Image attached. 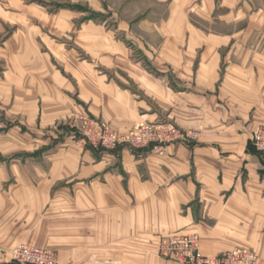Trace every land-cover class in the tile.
I'll list each match as a JSON object with an SVG mask.
<instances>
[{
    "label": "crops",
    "instance_id": "obj_1",
    "mask_svg": "<svg viewBox=\"0 0 264 264\" xmlns=\"http://www.w3.org/2000/svg\"><path fill=\"white\" fill-rule=\"evenodd\" d=\"M23 6L20 0H0V31L7 25L16 28L0 45V54H5L7 45L13 44L15 51L18 46H31V51L16 59L25 64L18 61L7 67L17 75L39 73L29 80V88L15 75L16 89L29 95L46 92L49 99L57 86L70 83L59 78L49 64L41 65L47 59L29 31L33 23L24 20ZM83 6L79 5L85 17L89 13L105 18L103 12ZM41 8L31 5L26 13L42 17L52 26L66 25L50 10ZM103 11L110 13L105 4ZM94 22L105 24L103 20ZM188 28L168 21L165 29L172 34L166 31V37L152 52L146 49L149 43L134 39L137 60L135 54L120 47L119 53H115L117 48L112 51V57L128 62L121 71L131 88L87 61L80 64L74 76L81 83L87 110L80 112L69 106L62 113L68 118L87 114L119 133L143 122H170L187 133L198 131L197 139L168 145L163 154L151 148L131 150L126 146L105 150L75 139L70 127L62 124L54 134L56 145L42 151L35 148L30 154L33 160L42 154L37 158L38 165L43 157L46 171L32 167L31 179L18 174L6 191L0 180V210L18 208L38 220L40 210L49 207L55 216L78 221V228L76 224L68 228L75 229V236L64 240L79 241L80 264H120L121 257L127 264H136L138 252L150 251L163 237L187 234L198 235V251L205 257L235 248H248L264 257V158L250 143L252 133L264 122L258 113L250 117L249 108L254 106L248 104L250 94L264 92V65L256 71L235 66L220 79L219 42L208 38L203 48L198 36L182 35ZM8 73L7 79L13 83ZM0 82L5 83L0 89L5 86L6 90L8 81ZM60 113H50L47 120L54 122ZM30 115L25 123H34L37 111L31 110ZM24 168L15 167L17 172ZM36 231L38 234L39 226ZM8 248L0 243V264L13 263L4 256ZM75 248L70 252L56 250L71 254L76 253Z\"/></svg>",
    "mask_w": 264,
    "mask_h": 264
},
{
    "label": "rangeland",
    "instance_id": "obj_2",
    "mask_svg": "<svg viewBox=\"0 0 264 264\" xmlns=\"http://www.w3.org/2000/svg\"><path fill=\"white\" fill-rule=\"evenodd\" d=\"M20 1L24 4V20L31 21L34 25L32 28L34 31H29L39 43V52L47 59L41 62V65L49 64L54 73L59 78L69 81L70 85L66 81L67 87L57 86V92L51 94L49 99L46 92H36L31 95L18 92L15 84L17 73L9 71L8 67L11 64L12 66L19 64V62L25 64V61L18 60V62L16 59L21 58V53L31 51V46L24 45L23 48L18 46L16 51L13 44L4 47L6 56L0 54V81H8L7 89L3 90L5 86L0 89V158L2 159L0 166L3 168L2 171L0 170V180H3L4 191L10 183L17 179L18 174H22L25 180L31 179L32 167H39L41 172L46 171L47 163L43 157H40L41 162L38 165L37 158L42 154L36 155L35 160L30 154L35 151V148L42 151L43 147L56 145L57 138L54 134L60 131L62 124L69 126L75 139L82 141L83 137L75 128V116L64 117L62 112H66L69 106L80 112L87 110L86 98H83L80 92L81 83L74 76L75 70L80 64H85V61L93 64L94 68L103 71L108 77L118 80L125 87L131 88L132 84L126 82L125 77L127 76L123 75L126 68L124 64L128 62L112 57V51L117 48L115 53H119L118 48L120 47L123 52L135 54L136 60L140 59L137 51H133L137 47L134 39L149 43V46L145 47L152 52L153 47L158 48L161 38L166 37V31L168 35L172 34L170 29H165L166 23L175 21L184 28L189 27L182 35L198 36L204 43L203 48L207 47L208 38H215L219 42L217 53L221 59L218 62L217 73L220 79L224 72L235 66L256 71L262 67V64L264 65V0H99L101 3L98 0ZM36 4L43 7L41 9L50 10L51 15L64 21L66 25L64 27L52 26L46 22L47 20L44 21V18H37V16L26 13L27 7ZM103 4L107 6L110 13L103 11ZM79 5L101 11L105 18L93 17L89 13L85 17L86 14L80 12ZM65 8H69L72 12L59 10ZM83 20H92V22L85 23ZM100 20H103L105 24L100 26L94 22H100ZM151 25L149 29L148 26ZM15 29L13 25L3 26L0 31V45L13 34ZM20 31H22L21 28ZM99 56H103L104 59L103 57L97 59ZM131 63L134 62L131 61ZM45 68L41 66V69ZM6 72L11 73L13 83H9L11 78L7 79ZM37 75L39 73L26 71L23 75L20 73L17 76L21 79L20 81L24 82L26 88H29L32 85L29 80L32 81V78ZM219 81H217V86L220 85ZM0 84L5 85L1 82ZM250 95L249 107L254 106L252 109L249 108L250 117L257 116L258 113L264 122V103L262 102L264 92ZM78 106H83L84 109ZM31 110L37 111L34 123H25L31 117ZM56 111L61 113L54 122L51 119L49 122L47 120L50 117L49 114ZM21 127L24 128L22 130L24 134L21 132ZM174 127L180 133H187ZM191 133L199 134L198 131ZM82 143L88 145L84 141ZM16 166L25 168L17 169V172ZM48 209L49 207L40 210L38 220H32L30 216L33 214H24L18 208L1 209L0 243L4 247H9L3 253L9 252L19 244L41 248L51 247L57 253L60 264H80L79 241L77 239L64 240L67 236H75V229L70 231L68 228L74 224L78 228L79 222L63 216H55ZM33 216L36 217V215ZM33 225L39 226L38 234ZM53 238H56V244L52 243L55 242ZM18 239L21 240L13 244V241ZM158 245L159 243L146 253L138 252L136 264H160L162 260L158 257ZM74 247H76V253L71 254L56 250L70 252ZM120 264H127L123 261V257H121Z\"/></svg>",
    "mask_w": 264,
    "mask_h": 264
},
{
    "label": "built area",
    "instance_id": "obj_3",
    "mask_svg": "<svg viewBox=\"0 0 264 264\" xmlns=\"http://www.w3.org/2000/svg\"><path fill=\"white\" fill-rule=\"evenodd\" d=\"M82 141L93 148L112 150L126 146L131 150L151 148L156 154H163L168 145L185 143L198 138L197 133H180L168 122L140 123L125 132L119 133L104 122L87 115L75 118ZM252 147L264 156V125L259 126L251 135ZM197 234L170 235L163 237L158 245V257L172 264H264V257L248 248H235L215 257L202 256L198 251ZM4 256L17 264H60L57 253L51 249L19 244ZM2 257H0V263Z\"/></svg>",
    "mask_w": 264,
    "mask_h": 264
},
{
    "label": "trees",
    "instance_id": "obj_4",
    "mask_svg": "<svg viewBox=\"0 0 264 264\" xmlns=\"http://www.w3.org/2000/svg\"><path fill=\"white\" fill-rule=\"evenodd\" d=\"M255 151H256V150H255ZM256 153H257V154H259L257 151H256ZM259 155H260L261 157H263V158H264V156H263V155H261V154H259Z\"/></svg>",
    "mask_w": 264,
    "mask_h": 264
},
{
    "label": "bare ground",
    "instance_id": "obj_5",
    "mask_svg": "<svg viewBox=\"0 0 264 264\" xmlns=\"http://www.w3.org/2000/svg\"><path fill=\"white\" fill-rule=\"evenodd\" d=\"M198 246H199V242H198Z\"/></svg>",
    "mask_w": 264,
    "mask_h": 264
}]
</instances>
